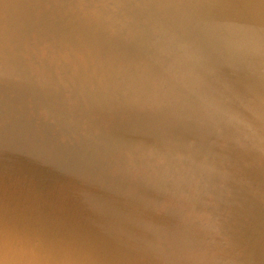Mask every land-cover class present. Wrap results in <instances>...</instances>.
<instances>
[{
  "label": "bare ground",
  "instance_id": "1",
  "mask_svg": "<svg viewBox=\"0 0 264 264\" xmlns=\"http://www.w3.org/2000/svg\"><path fill=\"white\" fill-rule=\"evenodd\" d=\"M5 164L51 182L0 205L11 235L112 263L56 231L86 205L190 264H264V0H0Z\"/></svg>",
  "mask_w": 264,
  "mask_h": 264
},
{
  "label": "rangeland",
  "instance_id": "2",
  "mask_svg": "<svg viewBox=\"0 0 264 264\" xmlns=\"http://www.w3.org/2000/svg\"><path fill=\"white\" fill-rule=\"evenodd\" d=\"M5 166H2V170L0 171V178H1L0 179V188H1L0 189V205L1 204H5V205L12 204L13 206L16 205V204L21 205V204L24 203V200H26V202L28 200H30L29 196H31V194H34L35 192H37V190L41 189L42 187L44 189L49 188V186L51 187V182H49V180H47V181L50 184H48L47 181L45 182L44 180H41L42 178H40V177L37 178L36 180H34V179H32V180L31 179H27L26 180L25 177L24 176L21 177L20 174L13 175V173L9 170V165L8 164H5ZM12 180H14V181L16 180V181L14 182ZM9 181H11L10 182L11 184L9 183ZM13 182H14V184H13ZM6 183H7V186L5 185ZM10 185H12V186H10ZM38 185H39V187H37ZM17 186H18V188H17ZM5 187H7V188L5 189ZM14 187H16V190H15ZM2 188H3L4 192L1 191ZM19 188H21V189H19ZM34 188L35 189L37 188V190L35 191ZM9 189H10L11 192L9 191ZM57 192L58 191H56V193H55L56 195H54V196H55V198L57 200L59 199L61 201V203L65 204V205L72 203V200H71L72 197L67 192H65V193H66V195H68V197L66 195H64L65 193L62 194V192H60V194H58ZM6 193H8V194H6ZM23 193H25V194H23ZM10 194H11V197H10ZM18 194H19V197H18ZM62 195H63V197H62ZM8 197H10L11 199L10 198L8 199ZM65 197H66V199H65ZM17 198H18V200H17ZM2 199H5V200L3 201ZM85 201L86 200H84L83 202H85ZM55 205H57V201L54 203L53 206H55ZM67 207H68V205L65 206V208H67ZM84 209L87 210L86 205L83 206V209L79 210V215L69 216L67 214L64 215L65 213L63 214V216L59 215V217H61V219L58 218V224H56V226L59 227L60 229H62L63 232L61 230L59 231V228H56V231L58 233H61V234H68V235L71 234V235H75V236H77V234H78V237H80L82 239L83 243H84V241L86 242L87 240L88 241L90 240L89 242H93V243H95L97 241L98 243H100L101 247H105V246H108V245L113 246L114 243H115L114 245L117 244L115 246L117 248V251L115 253L116 255L112 257L113 260H112V258L107 259L108 262H112V263H108V264H117V263L118 264H138L137 262L140 259H142V261L140 260L139 264L140 263L141 264H150L149 262H151V264H190L189 262L184 260V257H183V255H182V253L180 252L179 249L176 250V251H173L170 248V246H168L167 242L164 243L163 241H161L158 238H155L152 241H149V244H148V242H145L143 239H141L140 236H138L132 230L128 229L121 222V217H120V213L119 212L117 213V212L114 211L111 214L107 213L104 216L99 217L100 219L99 218L92 219L90 215L86 214V212L84 213ZM82 217H84V218H82ZM66 220H67V222H66ZM82 220H83L84 223L82 222ZM93 220H95V221H93ZM99 220L103 221V223L100 222ZM87 221H88V223H87ZM109 221H110L111 224L109 223ZM65 223H66V225H65ZM79 224H80V226H79ZM84 224H85V226H84ZM36 226H39V225L37 224ZM36 226L31 227L32 229L29 228V231H31L30 234H32L31 237H25V236H20V235H11V233H9L8 231L4 230L5 231L6 240H5V247H4L2 256H4L11 264H13V262H14V264H20V263L21 264H29V263L30 264H94L95 263V262L92 261L94 259H92L90 254H88L89 252H87L88 249L90 250L89 245H88V247L87 246L76 247V250L75 249L74 250L70 249V248H68L66 246L56 247L51 242H47V243L44 242L43 237H42V235L40 233L41 229H39V227H36ZM95 226H96V229H95ZM102 227H103V229H102ZM99 229L102 230V231H100ZM112 229H114L116 232L113 231ZM82 230H83V232H82ZM95 233H96V235L94 236ZM101 233L103 234V236L100 235ZM112 234H113V236H112ZM136 235H137V237H136ZM9 236L14 241V243H12L10 246H9L8 241H7V237H9ZM90 237L93 238V239H91ZM120 237H122V238H120ZM157 237H159V235ZM118 238H120V239H118ZM124 239H125V241H123ZM139 240H141V241L143 240V241L141 242ZM118 242H120V245H119ZM124 242L128 243L129 245L132 243L130 245L131 248H130V246L128 244L126 245V243H124ZM109 243H111L112 245L109 244ZM133 243H135V244H133ZM137 244H139V245L137 246ZM141 244H142V246H140ZM132 245H136V246H132ZM122 246H125V247H122ZM126 246H127V248H126ZM85 247H87V248H85ZM137 247H140V250ZM14 248H16V249H14ZM128 248L131 250V252L129 251ZM65 250H67L69 252H67ZM129 253H131V254H129ZM145 253H146L147 257L150 256L149 259L146 257ZM12 254H13V258L10 257V256H12ZM136 254H138V255L140 254V255L138 256ZM30 255H32L31 258H29ZM128 255L129 256L132 255L133 259H132V257H128ZM134 256L135 257L138 256V257L135 258ZM159 256L161 258V261L163 260L164 263L160 262ZM4 257H2V260H5ZM88 257H91V258H88ZM119 257H121V258H119ZM87 258L90 259V260H88ZM19 259H20V261H19ZM33 259H34V261H33ZM85 260H86V263H85ZM145 260H147V261H145ZM98 264H100V263H98ZM192 264H194V263H192ZM243 264H246V263H243Z\"/></svg>",
  "mask_w": 264,
  "mask_h": 264
},
{
  "label": "snow or ice",
  "instance_id": "3",
  "mask_svg": "<svg viewBox=\"0 0 264 264\" xmlns=\"http://www.w3.org/2000/svg\"><path fill=\"white\" fill-rule=\"evenodd\" d=\"M5 240H6V236H5L4 226L3 223L0 222V255H2L3 253L5 247ZM7 241L9 245L14 243L13 239L10 236L7 237ZM0 264H5V262L2 259H0Z\"/></svg>",
  "mask_w": 264,
  "mask_h": 264
}]
</instances>
